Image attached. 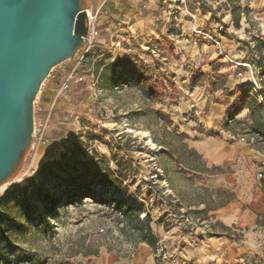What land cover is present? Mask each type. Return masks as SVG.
<instances>
[{
	"label": "rangeland",
	"instance_id": "obj_1",
	"mask_svg": "<svg viewBox=\"0 0 264 264\" xmlns=\"http://www.w3.org/2000/svg\"><path fill=\"white\" fill-rule=\"evenodd\" d=\"M101 1L91 4L93 12ZM118 1L99 11L97 40L68 88L55 100L79 57L56 66L41 86L34 128L46 125V141L36 138L0 187V264H93L97 256L84 253L95 245L99 254H130L139 244L131 228L135 216L151 220L159 264L230 260L226 249L239 252V264H264V228L254 224L264 215L259 181L264 142L246 128L252 120L248 110L231 119L226 115L235 98L231 93L245 91L262 103L256 114L264 120L263 61L247 49V42L251 48L255 44L251 37L264 42V0H205L200 7L212 12L196 20L185 11L188 0H159V8L179 14L149 16L145 36L133 38L126 31L141 15L131 14L136 6H128L127 16L110 20L107 11ZM232 5L244 13L239 29L233 26ZM156 18L163 24L157 45L144 42L154 35ZM109 24L111 39L105 31ZM185 24L193 27L187 40L180 37ZM118 61L133 63L142 75H117ZM214 73L224 75L225 83ZM55 75L54 98L41 106ZM147 80L157 88L153 96ZM70 153L103 159L121 172V188L93 184L94 192L70 199L61 174L49 167L38 172ZM46 193L60 199L51 211Z\"/></svg>",
	"mask_w": 264,
	"mask_h": 264
},
{
	"label": "water",
	"instance_id": "obj_2",
	"mask_svg": "<svg viewBox=\"0 0 264 264\" xmlns=\"http://www.w3.org/2000/svg\"><path fill=\"white\" fill-rule=\"evenodd\" d=\"M85 0H0V187L35 136L34 103L88 34Z\"/></svg>",
	"mask_w": 264,
	"mask_h": 264
},
{
	"label": "trees",
	"instance_id": "obj_3",
	"mask_svg": "<svg viewBox=\"0 0 264 264\" xmlns=\"http://www.w3.org/2000/svg\"><path fill=\"white\" fill-rule=\"evenodd\" d=\"M203 2L205 0H202ZM231 2V0H228ZM239 1V0H237ZM207 8V7H206ZM205 7L201 8L202 13L212 12L208 11ZM239 12L237 15L235 14L236 10ZM241 7L232 5L230 12L233 17V26L236 29L240 28V18L243 12H240ZM247 9L243 8V11ZM224 34H227L224 32ZM253 42L255 43L253 48H251L250 43L247 42V49L249 52H257L259 58L262 59L263 63L258 66L257 61H249L244 59L242 63H248L250 65H254L256 68H261L264 70V42L260 41L259 38L251 37ZM256 56V55H255ZM130 62L120 63L117 62L118 65H126ZM115 67V66H114ZM201 74V73H200ZM125 75V74H124ZM142 75V73L140 74ZM215 77L221 80V83H225L226 78L224 75L219 73H214ZM208 81L215 89L216 82L212 80V78H208ZM263 84V83H262ZM146 89L153 96L154 93L157 92V88L155 85L146 81ZM226 90V89H225ZM224 90V91H225ZM227 92V90L225 91ZM44 93L41 95L40 100L42 101ZM235 96L231 106L227 109V117L229 119L233 118L236 114L243 110H248L251 113L252 120L247 123L245 126L249 130V132L257 138L258 141L264 142V120L259 118L256 114L257 108L262 107V103L258 102L256 98L245 91H241L238 94H232ZM54 94H51L49 99L53 100ZM46 167L53 168L57 174L62 175L61 184L65 189V194L69 196L70 199H75L79 195H88L92 191L91 185L98 184L100 186H111L115 189H120L122 186V174L119 171H112L108 164L101 158L93 157L90 160L79 159L76 153L64 154L61 156L60 160L54 161L52 163H44L39 169V173L43 171ZM260 185L261 190L264 194V170L260 173ZM95 194V193H94ZM63 196V194L61 195ZM46 197H49L47 207L51 211L55 208V206L59 203L60 199H52L49 194L46 193ZM206 209H203L200 212H205ZM257 227H264V215L259 216L256 221ZM133 230H136L139 234V240L136 243L144 242L148 244L152 250L156 251V245L158 243V237L154 234L151 228V220L148 218L144 221H141L138 216L133 217V225L131 227ZM220 236H229V235H220ZM99 254V246L95 245L91 251L84 253L85 256L96 257ZM32 264H34L32 262Z\"/></svg>",
	"mask_w": 264,
	"mask_h": 264
},
{
	"label": "crops",
	"instance_id": "obj_4",
	"mask_svg": "<svg viewBox=\"0 0 264 264\" xmlns=\"http://www.w3.org/2000/svg\"><path fill=\"white\" fill-rule=\"evenodd\" d=\"M96 1H100V0H88V4H89L88 6L90 9L92 7L91 4L93 5L94 3H96ZM202 3H203L202 0H188V6L185 10L186 13L196 20L197 19L196 17L202 16L201 14L202 7H200V4ZM158 4H159V0H120L115 4L116 7L114 6L113 8H110L109 11H107V14L110 20H114L115 18H121L122 16H127L124 13L128 11L129 12L132 11V9H129L128 6H136L137 11L133 10L132 11L133 13L131 14H135L136 12H138L139 16L140 15L141 16L136 19L135 23H132L128 26L129 31H126V33L129 34L131 38L142 37L145 36V31H146L145 29L143 30L142 28H144V26H147L146 20L148 19L149 16L153 14L158 15L159 12H162L164 14L169 13L170 15L179 14V12L176 11L167 13V10L165 8H159ZM180 12H183V10L181 9ZM143 15H146V17H143ZM156 20L157 22H159L158 18H156ZM184 22L188 23L189 21L184 20ZM162 25L163 24L161 22L157 23L155 27L150 30L151 33L154 35H150L147 41L144 39V42L147 43L153 40V42L157 45L158 42L157 38H159L160 36L162 37L163 35ZM113 27H114L113 24H109L105 28L106 33L109 34L107 35V38L109 36L110 39L112 38V34L114 33ZM181 29L182 31L180 37H184L187 40L189 37L192 36L193 27L191 25L185 24L181 27ZM120 30L121 28H119V31ZM165 36H168V33H165ZM171 40L174 39L171 38ZM110 44L114 45L113 41H110ZM58 81H59V77L55 75L53 79L48 83L47 88L44 90L41 106H45L48 103L49 97L52 94L53 89L58 83ZM257 218L254 223L255 226H256ZM227 251H230V255H231L230 260L220 258L217 259L216 262H212V263L198 262L196 264H239L238 263L239 252L233 249H226L224 252ZM93 264H159V263L156 261V255L154 254L152 248L148 244L141 242L136 246L135 250L132 253L127 255H120L113 251L101 250L100 254L94 259Z\"/></svg>",
	"mask_w": 264,
	"mask_h": 264
},
{
	"label": "built area",
	"instance_id": "obj_5",
	"mask_svg": "<svg viewBox=\"0 0 264 264\" xmlns=\"http://www.w3.org/2000/svg\"><path fill=\"white\" fill-rule=\"evenodd\" d=\"M115 1H118V0H102L100 6L96 9L95 12H93L89 7H85L84 11L86 12V15H87L88 34L84 39L83 47L74 56V58L79 57L78 61L69 69V71L66 73V76H65L63 83H61L59 88L55 91V100L58 98V96L64 90H66L68 88L69 82L71 80H74L78 76L79 71L81 69L80 67L82 65L83 59L90 53L92 47L94 46L95 41L97 40V37L99 34L98 28H97V18H98L99 11L101 10V8L105 4H107L109 2H115ZM183 1H185V0H183ZM114 46L119 48L121 46V42L116 41L114 43ZM126 51H130V50L127 49ZM114 69H115V73L117 75H124L125 74L124 76H127L131 72H133L135 75L141 74V70H139V68L136 67V65H134L133 63L115 66ZM45 128H46V125L44 124L43 127L42 126L39 127L37 129V131L35 130V136H34L33 141L36 140V138H38L40 141H43V142L46 141V140H43V133H44Z\"/></svg>",
	"mask_w": 264,
	"mask_h": 264
}]
</instances>
